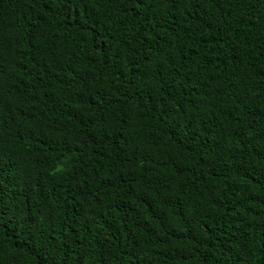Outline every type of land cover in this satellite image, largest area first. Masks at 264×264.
Segmentation results:
<instances>
[{"label":"trees","instance_id":"1","mask_svg":"<svg viewBox=\"0 0 264 264\" xmlns=\"http://www.w3.org/2000/svg\"><path fill=\"white\" fill-rule=\"evenodd\" d=\"M0 264H264V0H0Z\"/></svg>","mask_w":264,"mask_h":264}]
</instances>
